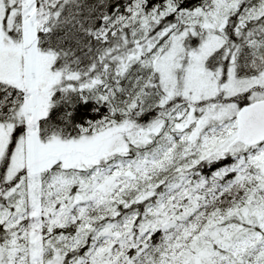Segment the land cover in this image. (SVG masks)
Listing matches in <instances>:
<instances>
[{
	"label": "snow or ice",
	"instance_id": "1",
	"mask_svg": "<svg viewBox=\"0 0 264 264\" xmlns=\"http://www.w3.org/2000/svg\"><path fill=\"white\" fill-rule=\"evenodd\" d=\"M0 264H264V0H0Z\"/></svg>",
	"mask_w": 264,
	"mask_h": 264
},
{
	"label": "trees",
	"instance_id": "2",
	"mask_svg": "<svg viewBox=\"0 0 264 264\" xmlns=\"http://www.w3.org/2000/svg\"><path fill=\"white\" fill-rule=\"evenodd\" d=\"M123 2V0H122ZM189 6H194L195 4L199 3V0H188ZM106 111V110H105ZM232 161L230 158L226 159L222 163L217 162L215 166H210V165H204L202 168L199 169L201 173L205 176H210L213 171L216 170L218 167L224 166V164H230Z\"/></svg>",
	"mask_w": 264,
	"mask_h": 264
}]
</instances>
